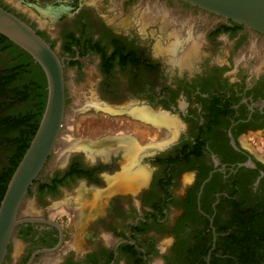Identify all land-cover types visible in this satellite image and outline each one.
Returning <instances> with one entry per match:
<instances>
[{"label": "flooded vegetation", "instance_id": "1", "mask_svg": "<svg viewBox=\"0 0 264 264\" xmlns=\"http://www.w3.org/2000/svg\"><path fill=\"white\" fill-rule=\"evenodd\" d=\"M10 1L0 6L53 49L63 71L95 79L78 110L124 117L153 138L141 145L123 131L96 140L70 136L92 149L125 140L106 154L71 147L52 168L45 164L26 194L38 203L36 220L17 227L2 264H154L153 256L160 264H264V154L256 149L264 138V67L257 60L264 34L181 0ZM148 4L171 21L143 16ZM176 41V57L193 51L187 64L170 59ZM8 52L0 50V77ZM87 63L97 71H84ZM140 109L174 119L176 135L153 146L163 140L160 129L130 115ZM127 144L144 149L135 162L142 175L122 185L139 188L105 200L103 190L129 168ZM10 152L0 154V171ZM62 207L67 212L57 211Z\"/></svg>", "mask_w": 264, "mask_h": 264}, {"label": "water", "instance_id": "2", "mask_svg": "<svg viewBox=\"0 0 264 264\" xmlns=\"http://www.w3.org/2000/svg\"><path fill=\"white\" fill-rule=\"evenodd\" d=\"M225 20L264 34V0H181ZM0 35L26 52L43 71L44 108L28 147L16 165L0 200V264L17 227L36 220L26 197L59 142L65 118L63 64L51 47L24 21L0 6ZM81 111V110H80ZM32 211L22 212L24 205Z\"/></svg>", "mask_w": 264, "mask_h": 264}, {"label": "trees", "instance_id": "3", "mask_svg": "<svg viewBox=\"0 0 264 264\" xmlns=\"http://www.w3.org/2000/svg\"><path fill=\"white\" fill-rule=\"evenodd\" d=\"M0 50L9 51L10 61L9 68L0 77V145L7 151L11 150L6 165L0 171L1 200L6 185L37 128L45 103L46 81L39 65L2 35ZM14 103L23 106L19 111L10 110ZM7 109L9 110L6 111Z\"/></svg>", "mask_w": 264, "mask_h": 264}, {"label": "rangeland", "instance_id": "4", "mask_svg": "<svg viewBox=\"0 0 264 264\" xmlns=\"http://www.w3.org/2000/svg\"><path fill=\"white\" fill-rule=\"evenodd\" d=\"M5 3L9 4V2H11L10 0H2ZM27 2L31 1V2H36V3H41L44 0H26ZM11 4H13L15 7H18L17 9L19 10V5L17 4V2H12ZM21 9V8H20ZM21 11V10H20ZM44 11V10H42ZM53 19V17L50 19V21ZM251 43V41H250ZM88 64V63H87ZM85 64L86 66L83 67V70L86 72H90L92 73L93 71H97V67L94 63H89L88 65ZM65 73V85H66V89H67V98H66V106H65V118H64V122H63V126L61 128V135L59 138V142L56 146V149L54 150L53 154L50 156L47 164H46V170L49 168H52V166H55L56 164V156L58 153V149L61 147V138L64 137L66 134H70V136H73L77 139H88V140H96L99 139L103 136V134H108L111 135L114 132L117 131H123L126 134H131L133 135V137L136 135L139 138V143H145V145L148 143V141H150V138H153V136H144L142 131H136V128L130 124L125 123V118L124 117H119L117 118V121L115 120H111V117H105L103 112H99V111H93V110H83L80 111L78 110V107L76 105V101L77 99H82L85 97V94H87V92L92 91V86L93 83L95 81V79L92 77V79H88L87 75H85L83 72H81L80 70H76L74 74H72V68L67 67L64 70ZM93 74V73H92ZM72 86V87H70ZM70 87V88H69ZM72 91V95L70 94V92ZM99 93H102L100 90H98ZM126 95V93L124 94ZM123 95V96H124ZM123 98V97H122ZM23 105L20 103H14L12 105V107H10L9 109L11 110H15V111H19L21 109ZM7 109V110H9ZM68 117H70V119H68ZM70 122V124H69ZM69 126V127H68ZM158 133L160 134V132L158 131ZM154 138H157V140H159L158 137H156V135L154 136ZM161 138V136H160ZM136 139V137H135ZM137 140V139H136ZM161 140V139H160ZM138 141V140H137ZM259 141L262 142L263 145H261V143L259 142L257 144L258 148L254 145L252 147H256L257 151H259V153H263L264 154V138L260 139ZM142 145V144H141ZM5 148L3 147V145L0 146V154L5 152ZM125 171V170H124ZM127 177H126V176ZM119 180L105 188L103 190V195L101 197H103V199H107L109 198L110 195H112L113 193L116 192H125V191H137L139 186H137L134 190H129L128 187L124 185H122L124 183V180H131L132 178L130 176H128L126 174V172H123L118 176ZM126 177V178H125ZM132 177H136L132 176ZM191 177L190 173H187L184 176V180H189ZM130 183H132V181H129ZM120 185V186H119ZM97 196L96 193H91L90 194V201L91 198L94 199ZM30 200V203L32 205V207L34 208H38V203L34 202L32 200L31 197H27ZM88 198H85V205L87 204L88 208H94V205L96 204H92L91 202L89 203V201L87 202ZM58 211V210H57ZM158 245H162L165 243L166 239L161 237L160 235L158 236ZM169 241V240H168ZM14 247H16V244H14ZM152 261L154 262V264H160V257L159 256H153L152 257ZM10 262H7V264H9Z\"/></svg>", "mask_w": 264, "mask_h": 264}, {"label": "bare ground", "instance_id": "5", "mask_svg": "<svg viewBox=\"0 0 264 264\" xmlns=\"http://www.w3.org/2000/svg\"><path fill=\"white\" fill-rule=\"evenodd\" d=\"M142 14H143V16L144 15H147L148 17H150L151 18V21H155L156 20V18H159V19H161V21L162 22H169V21H171L170 19H168L167 17H168V14H167V12L163 9V8H160V7H158V6H156V5H152V4H148L143 10H142ZM173 22V21H172ZM178 28H181V26L179 25V27ZM176 35H177V33H175ZM181 44V42H179V41H176V42H174L173 43V45L170 47V50H169V54H170V59L173 61V58H175L176 57V55H175V53H173L174 52V49L176 48H178L179 47V45ZM260 46V45H259ZM258 46V47H259ZM187 47H189V48H187L186 50H191L192 48H191V44H188V46ZM260 47H262V46H260ZM248 48H250V50L252 51L251 52V54H255V56L256 55H258L259 53L257 52V44L255 43V41H252L251 43H250V46L248 47ZM262 50H263V48H262ZM193 51H191V52H189V51H187V52H184V53H182V56L181 57H176V61H179V63L180 64H187L189 61H190V57L192 56V53ZM261 52V51H260ZM249 54V53H248ZM174 56V57H173ZM255 58V57H254ZM249 59H250V57H249ZM256 59V58H255ZM257 60H258V65H260V66H263L264 67V52H263V54L262 55H258L257 56ZM254 62H255V60H254ZM255 65V64H254ZM254 69V68H253ZM255 70V69H254ZM262 70V69H261ZM260 72V71H259ZM262 72H263V70H262ZM95 106H97V105H95ZM81 111H82V109H81ZM131 114V116L132 117H134V118H138V119H142V120H147V121H150L151 123H152V125L154 124L156 127H158L160 130V134H161V139L163 138V140L161 141V142H159V143H156V145H153V146H157V147H159L161 144H162V142H164L165 143V141H168V140H170V139H172L175 135H176V129H177V124L175 123V121H174V119H172V118H167V117H165L164 115H162V113L161 114H158V113H151V112H147V111H145V110H142V109H140V110H131V112H130ZM68 119H70V117H68ZM69 124H70V122H69ZM153 125V126H154ZM69 127V126H68ZM125 139H120V138H118V139H116V140H110V141H107V143H106V148H107V150H117L118 148H120L123 144H122V141H124ZM103 143V142H102ZM61 147H60V149H58V153H57V158H60V157H62L63 155H64V150H66V149H68V148H71V147H76V148H80V147H82V148H84L85 150H86V152H89V153H91V151H96V152H98V153H101V154H103V152L106 154L107 153V151H106V148H104V145H103V148H94V149H92V148H90V147H88V146H86V145H84V144H80V143H76V144H74V140H73V138L72 137H70V135H68V134H66L64 137H62L61 138ZM125 144V143H124ZM89 145V144H88ZM126 145V144H125ZM128 146H129V144H127ZM127 153H129V156H130V158L132 159L131 161H130V165H129V168H128V170H126L125 172H126V174L128 175V176H130L131 178H132V176H138L139 174L140 175H142V173L139 171V170H136V168L138 167H135L136 166V164H135V162H136V158L137 157H139L140 156V154H142L143 152H144V149L143 148H141V147H134L133 145H130L129 146V151L127 150L126 151ZM93 153V152H92ZM134 166V167H133ZM137 169H139V168H137ZM142 171V170H141ZM126 176V175H125ZM127 177V176H126ZM125 177V178H126ZM87 195H84V196H82L84 199L85 198H87L86 197ZM89 197V196H88ZM85 202V201H84ZM88 202V201H87ZM86 203V202H85ZM93 204V203H92ZM87 205V204H86ZM85 205V206H86ZM24 207H25V205H24ZM23 207V208H24ZM25 208H27V207H25ZM28 209V208H27ZM67 209L68 208H66V207H62V208H60L58 211L59 212H67ZM85 211V210H84ZM22 212H24L23 211V209H22ZM26 212H28V211H26ZM29 212H30V210H29ZM25 213V212H24Z\"/></svg>", "mask_w": 264, "mask_h": 264}]
</instances>
